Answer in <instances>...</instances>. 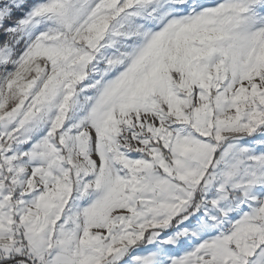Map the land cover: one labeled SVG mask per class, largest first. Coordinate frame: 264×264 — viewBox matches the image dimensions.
<instances>
[{"label": "snow or ice", "instance_id": "1", "mask_svg": "<svg viewBox=\"0 0 264 264\" xmlns=\"http://www.w3.org/2000/svg\"><path fill=\"white\" fill-rule=\"evenodd\" d=\"M0 264H264V0H0Z\"/></svg>", "mask_w": 264, "mask_h": 264}]
</instances>
